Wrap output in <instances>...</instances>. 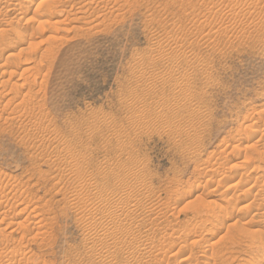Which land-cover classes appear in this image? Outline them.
Listing matches in <instances>:
<instances>
[{"label": "rangeland", "instance_id": "1", "mask_svg": "<svg viewBox=\"0 0 264 264\" xmlns=\"http://www.w3.org/2000/svg\"><path fill=\"white\" fill-rule=\"evenodd\" d=\"M0 264H264V0H0Z\"/></svg>", "mask_w": 264, "mask_h": 264}]
</instances>
